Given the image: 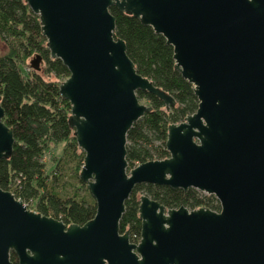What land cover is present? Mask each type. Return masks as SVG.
I'll list each match as a JSON object with an SVG mask.
<instances>
[{"label":"water","instance_id":"water-1","mask_svg":"<svg viewBox=\"0 0 264 264\" xmlns=\"http://www.w3.org/2000/svg\"><path fill=\"white\" fill-rule=\"evenodd\" d=\"M39 16L51 58L69 75L59 94L84 152L79 178L96 212L66 225L29 209L0 187V264H264V0H25ZM149 25L173 48L175 69L197 97L195 112L167 128L169 156L128 169L127 133L152 107L175 98L135 68L115 39L109 7ZM43 62H29L38 71ZM1 99V97H0ZM0 159L13 149L2 121ZM195 188L219 210L165 208L139 196L140 237L120 233L125 201L137 184Z\"/></svg>","mask_w":264,"mask_h":264},{"label":"trees","instance_id":"trees-1","mask_svg":"<svg viewBox=\"0 0 264 264\" xmlns=\"http://www.w3.org/2000/svg\"><path fill=\"white\" fill-rule=\"evenodd\" d=\"M109 11L115 17L114 38L124 41L127 55L138 73L172 95L176 102L167 110L153 94L137 92L139 100L146 99L152 109L134 122L127 133L126 160L131 169L137 164L169 156L166 149L168 125L182 122L195 112L198 100L192 84L175 69L173 48L165 38L114 5ZM1 40L7 46L6 51L0 52L2 121L12 130L14 144L9 156L0 159V187L37 213L58 219L67 226L82 225L93 218L96 204L87 184L79 178L84 152L78 147L70 126V103L59 94V84L68 77L69 71L59 58L50 57L39 16L25 0H0ZM32 54L41 55L44 69H30L25 73L23 65ZM41 71L56 80H45ZM62 142L65 143L62 155L54 158V165L47 169L45 154ZM67 169L70 171L66 172ZM141 194L165 208L219 210L213 195L195 188L183 190L152 183L137 184L125 201L119 221L120 233L128 231L132 242L140 237ZM10 259L18 264L12 251Z\"/></svg>","mask_w":264,"mask_h":264},{"label":"rangeland","instance_id":"rangeland-1","mask_svg":"<svg viewBox=\"0 0 264 264\" xmlns=\"http://www.w3.org/2000/svg\"><path fill=\"white\" fill-rule=\"evenodd\" d=\"M7 50V46L6 44L1 40L0 41V52L3 53L4 51ZM34 54H32L30 57H28V59L26 60V63L23 65V71L25 73L29 72L30 71V67H29V62L30 60L33 58ZM44 63L41 64V68L44 69ZM45 80H53L55 81L56 78L54 76H45L43 71L39 72ZM140 102L143 103V104H146L148 103V101L146 99H140ZM65 147V143L62 142V143H59L58 145H55V146H52V148L50 149V151L48 153L45 154L44 156V161L46 162V168H50L52 165H54V161L53 159L54 158H58L62 155V152H63V149ZM70 170L67 169L66 172H69ZM68 180L69 177H68ZM72 180V179H71Z\"/></svg>","mask_w":264,"mask_h":264},{"label":"built area","instance_id":"built-area-1","mask_svg":"<svg viewBox=\"0 0 264 264\" xmlns=\"http://www.w3.org/2000/svg\"><path fill=\"white\" fill-rule=\"evenodd\" d=\"M205 194H206V193H205ZM137 241H138V240H137ZM137 241H136V242H137Z\"/></svg>","mask_w":264,"mask_h":264}]
</instances>
